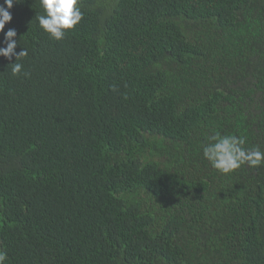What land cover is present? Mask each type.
<instances>
[{"label": "trees", "instance_id": "obj_1", "mask_svg": "<svg viewBox=\"0 0 264 264\" xmlns=\"http://www.w3.org/2000/svg\"><path fill=\"white\" fill-rule=\"evenodd\" d=\"M80 7L60 41L38 0L5 25L28 50L18 76L0 57L5 264H264V166L203 157L215 133L264 151V0Z\"/></svg>", "mask_w": 264, "mask_h": 264}, {"label": "clouds", "instance_id": "obj_2", "mask_svg": "<svg viewBox=\"0 0 264 264\" xmlns=\"http://www.w3.org/2000/svg\"><path fill=\"white\" fill-rule=\"evenodd\" d=\"M21 0H3L0 3V34H3V45L0 46V57L15 62L11 64V74L18 76L22 73L23 64L18 62L28 56V50L24 47L17 52V30L5 25L13 19L11 9L15 3ZM41 14H36L38 27L48 35L50 40L60 41L65 38L69 30H73L83 19V11L80 0H38ZM23 75H29L24 72ZM115 90V89H114ZM246 138L236 135H221L215 133L203 145V157L211 167L219 173L227 175L235 172L244 165L249 167L264 166V151L258 146L245 148ZM7 253L0 251V264H5Z\"/></svg>", "mask_w": 264, "mask_h": 264}]
</instances>
